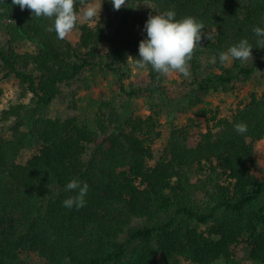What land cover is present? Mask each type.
<instances>
[{
  "label": "trees",
  "instance_id": "1",
  "mask_svg": "<svg viewBox=\"0 0 264 264\" xmlns=\"http://www.w3.org/2000/svg\"><path fill=\"white\" fill-rule=\"evenodd\" d=\"M94 2L105 4V14L79 23L73 43L48 30L52 19L0 0V85L14 79L25 102L0 111V264H24L23 257L43 264H264V170L256 151L264 141V91L239 97L264 69L253 32L264 27V0H127L118 11L110 0ZM144 6L204 25L188 82L177 92L190 109L203 106L202 120L173 128L166 143L167 75L133 59L146 36L138 21ZM241 39L252 44V56L220 63L218 54ZM24 43L35 50L22 51ZM128 63L145 72L130 86ZM93 71L113 73L120 93L145 100L148 114L90 99L91 120L49 117L62 85ZM211 93L236 100L223 113L205 101ZM240 122L244 135L234 131ZM72 179L89 185L80 209L63 206L74 195L66 190Z\"/></svg>",
  "mask_w": 264,
  "mask_h": 264
},
{
  "label": "clouds",
  "instance_id": "2",
  "mask_svg": "<svg viewBox=\"0 0 264 264\" xmlns=\"http://www.w3.org/2000/svg\"><path fill=\"white\" fill-rule=\"evenodd\" d=\"M127 0H110L114 10L126 6ZM82 11H77L76 0H12L13 5L19 6L21 11L28 9L32 16L46 17L53 20L49 26L50 32L54 31L57 39L63 40L77 26L79 20L94 23L98 20L101 4L96 6L94 0H80ZM204 25L193 17L177 20L174 11L150 16L146 21L143 32L146 33L138 46L139 58H133L138 68L150 67L160 75L178 72L187 77L190 75L188 61L191 59L196 45L201 41V32ZM256 39V48H264V27L253 29ZM253 46L248 39H241L237 44L229 47L227 51L220 52V63L229 61L245 62L252 56ZM212 63H216L213 59ZM238 135L248 131L245 123L234 125ZM66 190L74 193L63 201L67 209H80L86 205V196L89 185L79 179H72L66 184Z\"/></svg>",
  "mask_w": 264,
  "mask_h": 264
},
{
  "label": "rangeland",
  "instance_id": "3",
  "mask_svg": "<svg viewBox=\"0 0 264 264\" xmlns=\"http://www.w3.org/2000/svg\"><path fill=\"white\" fill-rule=\"evenodd\" d=\"M102 2H96V6L99 7ZM107 7L105 4H101V10L99 17L104 15ZM138 21L144 27L146 21L150 16L157 15L154 10L147 7L138 9ZM87 22L85 20H79L76 28L67 36L69 40L75 43L78 40V24ZM22 51L32 52L35 50V46L29 43H24L21 46ZM211 61H209L210 63ZM206 63H208L206 61ZM212 63V62H211ZM125 71V83L127 86L133 85L139 81V79L145 75V72L136 68L134 65L128 63L124 68ZM116 76L113 73L98 72H85L79 79L73 81L69 85H62L60 96L52 103L48 116L51 118L78 117L80 119H92L96 113V108L90 104V99L101 101H114L117 107H123V111L126 114H135L145 116L148 111L145 108V100H131L128 101L126 97L120 93L117 88ZM188 82V78L185 76H179L178 72H173L167 75L164 82L167 95L171 99L165 98L167 103L166 107H163L161 114V143H166L170 132L173 128L184 126L189 119L202 120L200 117V109L203 106H199L194 109H190L188 104L183 99H178L177 92L180 88ZM0 89L2 90V97L0 99V111L6 108L9 104L23 101L20 96V88L14 79H8L1 83ZM252 91H264V69L258 72L254 78H252L248 84L240 91V98H247ZM236 97L226 96L220 93L209 94L205 101L210 104L212 109L218 108L223 113L226 112ZM156 101L159 98L156 97ZM24 102V101H23ZM25 103V102H24ZM76 108H73V105ZM9 125V124H8ZM6 125V128H8ZM160 145L157 148L161 147ZM36 150V146L25 149L22 153L21 161L26 160ZM258 153V168L264 170V141H261L256 149ZM144 221L136 220L133 225H142ZM24 264H43L41 260L36 257L27 258L23 257ZM245 264H253L245 261Z\"/></svg>",
  "mask_w": 264,
  "mask_h": 264
}]
</instances>
